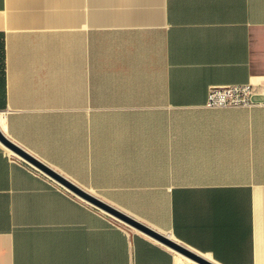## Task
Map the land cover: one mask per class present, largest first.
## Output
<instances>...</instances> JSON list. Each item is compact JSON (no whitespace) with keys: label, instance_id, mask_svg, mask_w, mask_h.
Wrapping results in <instances>:
<instances>
[{"label":"crops","instance_id":"crops-1","mask_svg":"<svg viewBox=\"0 0 264 264\" xmlns=\"http://www.w3.org/2000/svg\"><path fill=\"white\" fill-rule=\"evenodd\" d=\"M264 0H0V264H264Z\"/></svg>","mask_w":264,"mask_h":264},{"label":"water","instance_id":"water-1","mask_svg":"<svg viewBox=\"0 0 264 264\" xmlns=\"http://www.w3.org/2000/svg\"><path fill=\"white\" fill-rule=\"evenodd\" d=\"M0 139L2 141H4L6 144H8L10 147H12L14 150H16L17 152H19L20 154H22L23 156H25L26 158H28L29 160H31L33 163H35L41 169H43L44 171H46L49 174H51L53 177H55L61 183H63L68 188H70L71 190H73L75 193H77L78 195H80L81 197H83L84 199H86L87 201L95 204V206L97 205L100 208H102L103 210H105L108 213H110L111 215L113 214L114 216L119 217L120 219H122L125 222L131 224L132 226L136 227L140 231H142L144 233L146 232L147 234H149L150 236H152L153 238H155L159 242H162V243L166 244L167 246L173 248L176 251H179L180 253L188 256L189 258H191L193 260L195 259V260H198V261H202V259H200L194 252L192 253L186 247H183L182 245L173 242L167 236H164L163 234H159L157 231H154V230L150 229L149 227H147L146 225H143L142 223L138 222L137 220H135L131 216L125 215L124 213H122L118 209L114 208L113 206L111 207L107 203L99 200L98 198H95L94 196H92V195L84 192L80 188L76 187L75 185H73L72 183H70L69 181H67L65 178L61 177L60 175H58L57 173H55L54 171H52L51 169H49L48 167H46L45 165H43L42 163H40L39 161H37L36 159H34L33 157H31L27 153H25L24 151H22L21 149H19L15 145H13L11 142H9L2 135L1 131H0Z\"/></svg>","mask_w":264,"mask_h":264},{"label":"built area","instance_id":"built-area-1","mask_svg":"<svg viewBox=\"0 0 264 264\" xmlns=\"http://www.w3.org/2000/svg\"><path fill=\"white\" fill-rule=\"evenodd\" d=\"M256 94L254 84L250 83L211 86L206 105L211 108L264 106V101L255 99Z\"/></svg>","mask_w":264,"mask_h":264}]
</instances>
